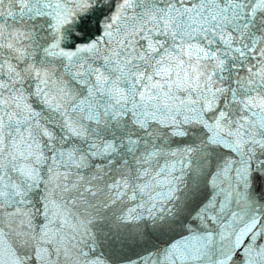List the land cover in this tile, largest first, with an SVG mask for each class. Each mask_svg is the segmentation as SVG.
Returning a JSON list of instances; mask_svg holds the SVG:
<instances>
[{
	"label": "snow or ice",
	"instance_id": "1",
	"mask_svg": "<svg viewBox=\"0 0 264 264\" xmlns=\"http://www.w3.org/2000/svg\"><path fill=\"white\" fill-rule=\"evenodd\" d=\"M0 264H264V0H0Z\"/></svg>",
	"mask_w": 264,
	"mask_h": 264
}]
</instances>
